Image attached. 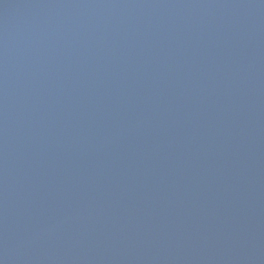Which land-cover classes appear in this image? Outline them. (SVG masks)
I'll return each instance as SVG.
<instances>
[{
  "label": "water",
  "instance_id": "95a60500",
  "mask_svg": "<svg viewBox=\"0 0 264 264\" xmlns=\"http://www.w3.org/2000/svg\"><path fill=\"white\" fill-rule=\"evenodd\" d=\"M0 264H264V0H0Z\"/></svg>",
  "mask_w": 264,
  "mask_h": 264
}]
</instances>
